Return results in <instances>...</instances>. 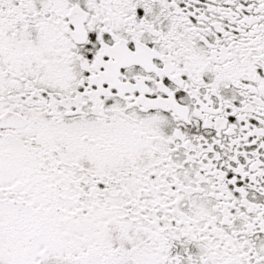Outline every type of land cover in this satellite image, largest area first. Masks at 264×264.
<instances>
[{
  "label": "snow or ice",
  "instance_id": "obj_1",
  "mask_svg": "<svg viewBox=\"0 0 264 264\" xmlns=\"http://www.w3.org/2000/svg\"><path fill=\"white\" fill-rule=\"evenodd\" d=\"M0 264H264V0H0Z\"/></svg>",
  "mask_w": 264,
  "mask_h": 264
}]
</instances>
